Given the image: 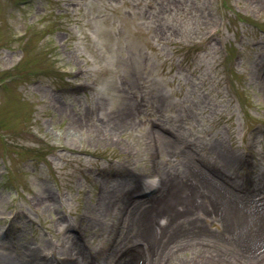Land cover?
<instances>
[{
	"label": "rangeland",
	"instance_id": "obj_1",
	"mask_svg": "<svg viewBox=\"0 0 264 264\" xmlns=\"http://www.w3.org/2000/svg\"><path fill=\"white\" fill-rule=\"evenodd\" d=\"M0 253L264 264V0H0Z\"/></svg>",
	"mask_w": 264,
	"mask_h": 264
},
{
	"label": "bare ground",
	"instance_id": "obj_2",
	"mask_svg": "<svg viewBox=\"0 0 264 264\" xmlns=\"http://www.w3.org/2000/svg\"><path fill=\"white\" fill-rule=\"evenodd\" d=\"M0 264H36L34 262H31L29 260L25 261L15 257H12L10 255H7L5 253H0Z\"/></svg>",
	"mask_w": 264,
	"mask_h": 264
},
{
	"label": "trees",
	"instance_id": "obj_3",
	"mask_svg": "<svg viewBox=\"0 0 264 264\" xmlns=\"http://www.w3.org/2000/svg\"><path fill=\"white\" fill-rule=\"evenodd\" d=\"M29 152H34L35 153L36 151L35 150H29ZM32 157L35 158V156H32Z\"/></svg>",
	"mask_w": 264,
	"mask_h": 264
}]
</instances>
